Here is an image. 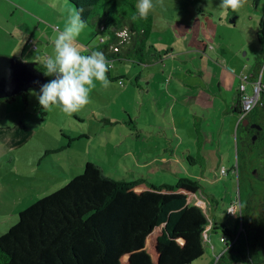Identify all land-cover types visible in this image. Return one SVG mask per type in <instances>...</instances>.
<instances>
[{"label": "trees", "instance_id": "16d2710c", "mask_svg": "<svg viewBox=\"0 0 264 264\" xmlns=\"http://www.w3.org/2000/svg\"><path fill=\"white\" fill-rule=\"evenodd\" d=\"M67 1L83 9L86 24L107 32L108 38L101 39L92 51L103 52L110 61L145 62L150 28L148 23L138 26L137 0ZM123 30L131 37L129 41L122 40ZM257 58L252 80L259 78L264 48ZM36 63L46 73L44 62ZM31 89L39 95L40 89L30 87L0 100L11 101L19 94L27 100ZM237 110L241 112V97ZM46 113L42 107L41 114ZM245 118L249 120L246 124ZM251 123L260 124L261 129ZM236 135L233 167L240 187V230V218L231 227L212 217L220 200L198 178L184 176L159 184L145 177L117 180L89 160L63 186L21 209L16 221L0 233V264H192L204 254L208 238L218 228L221 235L235 240L215 264L236 259L264 264V174L252 173L259 169L252 165L254 157L264 152V85L252 110L238 122ZM242 186L246 192L251 190L245 199ZM198 193L208 204L200 197L192 201Z\"/></svg>", "mask_w": 264, "mask_h": 264}, {"label": "rangeland", "instance_id": "374dc122", "mask_svg": "<svg viewBox=\"0 0 264 264\" xmlns=\"http://www.w3.org/2000/svg\"><path fill=\"white\" fill-rule=\"evenodd\" d=\"M21 1L19 5L24 6L26 0ZM35 1L42 4L39 0ZM220 3L221 0H154V10L149 13L146 19L140 17L137 20L138 26L148 23L150 28L146 37L147 48L150 47L148 44L150 41L153 44L158 42L152 38L153 29L160 30L162 33L161 29L165 25L164 20L170 22L172 20V23L177 24L171 29L173 32L171 44L179 38H181L179 41H182L181 36L185 32L192 31L194 35L203 30L205 34L203 37H205L211 30L214 35L229 38L237 48L243 44L239 55L243 61L254 66L260 55V50L264 48V0H247L244 7L236 11L231 8L222 9L219 7ZM58 4L62 7L60 24L58 26L52 24L53 27H48L43 31L37 27L35 41L30 39L31 46L26 47L23 57L10 56H16L23 60L39 58L36 61L45 62L48 52L53 54L55 37H52L53 31L61 30L64 27L69 14L67 4L65 6L59 1ZM70 5L73 10L76 9L75 5ZM20 12L19 9L18 13ZM229 13L230 17H227ZM232 18H235V21H232ZM156 20L160 22H156ZM20 23L24 24V21ZM26 23L32 25L31 20ZM187 28L190 31H186ZM86 29H88V33ZM120 35L122 40L129 41L131 38L126 30L121 31ZM106 36V31L100 30L98 27L87 26L79 38L82 52L86 54L91 51V47L87 49L86 46L93 47ZM5 39L2 45L11 42L10 40L5 41ZM205 40L207 43L208 38L205 37ZM262 61L263 66L258 80L264 85L263 58ZM111 62L108 72L110 86L105 88L97 83L96 88L91 92L90 103L71 116L65 114L58 106L46 109L47 113L42 115V107L37 109L38 93L35 89L29 91L27 100H24L21 94L11 101L0 100V233L16 221L21 209L63 186L72 176L81 173L85 162L89 160L100 166L106 175L117 180L145 177L147 180L159 184L161 182H176L179 179V175L176 176L169 171H166L164 176L149 174L152 173L150 169L138 165L142 160L155 155L158 152L157 148L161 147L156 144L155 140L157 139L155 137L157 119L152 110L156 108L154 102L151 103L147 100L141 107V93H138L139 97H137L134 94L121 91L122 86H119L121 83L130 82L133 73L143 71L139 62L128 58H116ZM170 67L169 63L166 67L163 65L157 69L167 74V72H171ZM47 77L48 81L52 79V77ZM144 81L145 79H141L143 85ZM246 86L247 92L253 91L251 81H247ZM124 105L127 107V111L122 109ZM144 130H148L149 136ZM236 136L235 133V140ZM232 158L231 161L223 160L224 164L227 166L236 165L235 148ZM254 159L255 163L252 165L259 169H251L252 173L256 176L258 173L264 174V152H257ZM211 162L212 164L214 162L215 165L218 164L217 160ZM220 169L221 167L218 166L216 174H212L213 179L217 178V180L212 186H207L220 200L219 206L212 210V217L217 218L219 215L220 221L233 226L237 224V219L226 214V208L231 202L240 201L237 172L234 170L231 174H222ZM255 186L258 189L261 188L258 182ZM241 189L244 193L243 199H245L251 190L246 192L244 186ZM201 196L199 193L196 194L192 201L198 200L199 197L202 198ZM204 200L208 204V201ZM240 226L241 221L239 228ZM221 232V228L216 230L212 239L208 243L206 242L205 253L192 264H207L213 259L211 264H215L217 257H211L210 254L216 248L225 247L218 235ZM214 244H216V248ZM221 264L246 263L243 259H236Z\"/></svg>", "mask_w": 264, "mask_h": 264}, {"label": "crops", "instance_id": "0c3cea01", "mask_svg": "<svg viewBox=\"0 0 264 264\" xmlns=\"http://www.w3.org/2000/svg\"><path fill=\"white\" fill-rule=\"evenodd\" d=\"M58 1L67 4L68 13L73 10L67 0H39L42 4L35 0H26L24 6L19 5L21 0H0V53L23 57L26 47L31 46L30 39L35 41L37 27L43 31L53 27L52 24L58 26L62 18V7ZM227 17H230V13ZM27 20H31L32 25L26 23ZM163 23L165 25L161 29L162 33L154 29L151 32L152 38L158 42L148 43L150 54H147L145 62H139L143 71L133 73L130 82L119 85L123 92L137 97L141 93V107L147 100L154 102L156 108L152 110L157 119L155 140L161 147L157 148L155 155L137 164L150 169L152 173L149 174L156 176H164L169 171L179 175V178H198L205 190L213 194V190L207 186H212L217 180L212 177L213 173L216 174L217 167L227 168L226 173L222 174H231L234 171L233 164L227 166L223 160L231 161L234 148L237 150L234 135L239 119L237 105L241 97L240 77L250 76L253 65L243 61L239 55L243 44L237 48L229 38L214 35L211 30L208 33L206 30L207 43L202 30L194 35L192 31L185 32L181 36L182 41L179 38L171 44V29L177 23H172V20H164ZM56 31H53L52 37ZM86 31L89 32L88 29ZM186 31L190 30L187 28ZM7 36L9 37L6 38ZM104 38H108V35ZM4 39L11 42L2 45ZM95 46L86 47H91L92 51ZM49 55L51 52H48ZM165 57L166 60H163ZM32 59L36 61L39 58ZM169 63L171 72L166 74L157 69L163 65L166 67ZM141 79H145L144 85ZM122 109L127 111L125 105ZM144 131L149 136L148 130ZM211 159L217 160L218 164H212ZM214 234L215 231H212L211 237ZM218 235L220 238L221 234ZM214 247L216 248V244ZM224 248H216L210 254L211 257Z\"/></svg>", "mask_w": 264, "mask_h": 264}, {"label": "clouds", "instance_id": "9594fccd", "mask_svg": "<svg viewBox=\"0 0 264 264\" xmlns=\"http://www.w3.org/2000/svg\"><path fill=\"white\" fill-rule=\"evenodd\" d=\"M246 3L247 0H221L219 7L236 11ZM135 8L139 17L147 18L155 8L154 0H137ZM82 12L83 9L71 10L64 27L56 31L53 54L44 62L45 75L52 79L39 86L40 105L44 109L58 106L69 116L90 103L97 83L105 88L111 84L108 72L112 62L101 51L83 54L81 50L79 38L87 27Z\"/></svg>", "mask_w": 264, "mask_h": 264}, {"label": "water", "instance_id": "95a60500", "mask_svg": "<svg viewBox=\"0 0 264 264\" xmlns=\"http://www.w3.org/2000/svg\"><path fill=\"white\" fill-rule=\"evenodd\" d=\"M44 83H47V76L36 61L0 54V99L26 91L30 87L40 89L39 86ZM248 122L247 118L243 120L245 124ZM251 126L261 129V125L257 123H251ZM255 138L256 134L253 135V139Z\"/></svg>", "mask_w": 264, "mask_h": 264}, {"label": "built area", "instance_id": "2783aa9c", "mask_svg": "<svg viewBox=\"0 0 264 264\" xmlns=\"http://www.w3.org/2000/svg\"><path fill=\"white\" fill-rule=\"evenodd\" d=\"M240 78H241V81H240L239 89H240V94H241V112L239 113L238 122L241 121L250 110H252L256 102L259 100L260 95H261V90H262V83L260 82V80H252L249 75H243ZM247 81L252 82V85H253L252 92H247V86H246ZM234 170L237 172L236 169ZM226 171H227V168L225 166H221L220 172L226 173ZM226 214L233 216L234 218H238V219L240 218V221H241V226L239 228L240 230L242 228L240 201L235 200L234 202H231L226 208ZM210 227H211V224L207 225V231L209 230ZM208 240L210 241L209 238ZM220 240L224 244H227V245H224L225 246L224 250H225L227 249L229 245H231L234 242L235 238L231 240L230 236L223 234L220 236ZM223 251L217 252L214 256H216L218 259V257Z\"/></svg>", "mask_w": 264, "mask_h": 264}]
</instances>
